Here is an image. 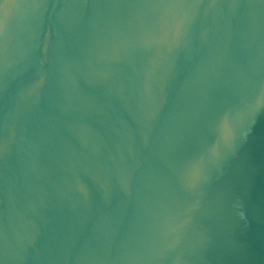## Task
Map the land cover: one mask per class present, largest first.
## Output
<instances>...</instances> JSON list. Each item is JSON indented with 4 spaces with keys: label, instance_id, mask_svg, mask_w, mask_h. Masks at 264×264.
I'll return each mask as SVG.
<instances>
[{
    "label": "water",
    "instance_id": "obj_1",
    "mask_svg": "<svg viewBox=\"0 0 264 264\" xmlns=\"http://www.w3.org/2000/svg\"><path fill=\"white\" fill-rule=\"evenodd\" d=\"M0 264H264V0H0Z\"/></svg>",
    "mask_w": 264,
    "mask_h": 264
}]
</instances>
